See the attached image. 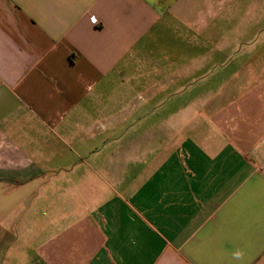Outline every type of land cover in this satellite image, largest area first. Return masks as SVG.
<instances>
[{
  "label": "crops",
  "instance_id": "crops-1",
  "mask_svg": "<svg viewBox=\"0 0 264 264\" xmlns=\"http://www.w3.org/2000/svg\"><path fill=\"white\" fill-rule=\"evenodd\" d=\"M238 14V0H0V190L88 157L97 177L86 222L28 264H264V86L164 102L203 69L191 46Z\"/></svg>",
  "mask_w": 264,
  "mask_h": 264
},
{
  "label": "rangeland",
  "instance_id": "rangeland-1",
  "mask_svg": "<svg viewBox=\"0 0 264 264\" xmlns=\"http://www.w3.org/2000/svg\"><path fill=\"white\" fill-rule=\"evenodd\" d=\"M238 1L239 14L232 24L208 32L205 47L191 46L190 66L200 61L203 69L196 78L180 85L179 94L166 96L164 102L173 103V111L201 99L224 97L230 90L242 92L264 86V0ZM155 49L160 56L162 45ZM177 50L175 47V54ZM113 131L117 136L125 133L124 128ZM99 145L101 152L108 151L107 144ZM92 162V157L78 159L74 170L44 172L37 182L16 188L8 195L0 190V254L7 250L13 254V249H20L19 254L9 255L6 261L0 255V264H28L33 247L43 245L56 234L75 230L82 220L86 222L87 214L83 218L78 214L84 210L81 206L86 201V180L97 182V177L88 175L86 169V163Z\"/></svg>",
  "mask_w": 264,
  "mask_h": 264
},
{
  "label": "built area",
  "instance_id": "built-area-1",
  "mask_svg": "<svg viewBox=\"0 0 264 264\" xmlns=\"http://www.w3.org/2000/svg\"><path fill=\"white\" fill-rule=\"evenodd\" d=\"M90 21H91L93 24H97V20H96L94 17H90Z\"/></svg>",
  "mask_w": 264,
  "mask_h": 264
}]
</instances>
